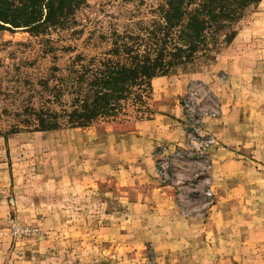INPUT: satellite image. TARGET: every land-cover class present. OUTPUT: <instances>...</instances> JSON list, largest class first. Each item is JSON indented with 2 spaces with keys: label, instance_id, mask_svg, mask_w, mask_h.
<instances>
[{
  "label": "rangeland",
  "instance_id": "obj_1",
  "mask_svg": "<svg viewBox=\"0 0 264 264\" xmlns=\"http://www.w3.org/2000/svg\"><path fill=\"white\" fill-rule=\"evenodd\" d=\"M137 9L121 0H88L70 29L0 33V264H264V1L214 64L169 76L158 87L188 79L182 96L156 100L153 87L151 119L133 113L84 129L9 133L4 110L18 106L24 80L74 56L45 51L47 42L95 54L109 47L113 26L123 31L132 15L151 16L149 6ZM190 93L200 102L195 115L185 105ZM161 114L181 123L182 139L160 142L152 153L135 144L142 157H126L119 140ZM198 118L217 140L209 159L188 153ZM213 122L223 129L222 141L210 130ZM228 138L238 148L224 144ZM217 150L233 157L217 158ZM141 166L153 167L174 202H125L136 191L113 182V169Z\"/></svg>",
  "mask_w": 264,
  "mask_h": 264
},
{
  "label": "trees",
  "instance_id": "obj_2",
  "mask_svg": "<svg viewBox=\"0 0 264 264\" xmlns=\"http://www.w3.org/2000/svg\"><path fill=\"white\" fill-rule=\"evenodd\" d=\"M121 1L136 3L137 10L149 6L151 16L135 20L132 15L123 31L113 26L109 47L91 55L47 42L45 51L74 56L63 67L55 62L35 81L24 80L14 97L18 106L4 110L12 119L10 134L90 128L133 113L138 120L151 119L153 80L209 68L264 0ZM87 2L0 0V33L40 36L70 29Z\"/></svg>",
  "mask_w": 264,
  "mask_h": 264
},
{
  "label": "crops",
  "instance_id": "obj_3",
  "mask_svg": "<svg viewBox=\"0 0 264 264\" xmlns=\"http://www.w3.org/2000/svg\"><path fill=\"white\" fill-rule=\"evenodd\" d=\"M239 36L240 35H238V37ZM166 79L169 78H157L153 81L155 92L154 96L156 100L166 102L171 99H175L178 96H182L185 91V86L188 79H186V81H180L170 78V83H173V85H171L170 88L160 91L158 87L163 83L162 81H168L169 83V80ZM218 123H211L210 130H212L216 136L218 135V137L222 141L223 129H220ZM137 130L138 131L136 132V134L126 136L125 142L119 140L121 141L119 144L121 146H125L126 148V150L124 151L126 157L128 156L129 152L133 153V158L139 159L142 157V155L137 154L139 152L138 149H134L138 148V146H136L135 144H140L139 146L143 145V147L146 148L145 150L147 152L152 153L154 146L161 144L160 142L167 144L174 143L173 145H176L182 139L181 123H179L178 120L170 118L168 115L164 114L157 115L156 118L151 121L138 123ZM131 143L132 146H130ZM224 144H227L232 148L236 145L238 148V142L230 140L229 138L224 141ZM131 147L132 149H130ZM221 153L223 152L217 150L215 151L214 156H216L217 158H221V155H224L225 158L233 157V154L230 152H227L228 154ZM143 167L144 166L135 168L132 167L130 169L126 168L125 170L121 169L122 167L117 170L113 169V182L118 181L121 187H130L132 188V190L136 191V199L129 200V198H127L125 202H174V196L171 193V189L169 187H161L159 185L155 173L153 172V167L151 166L148 171L146 169H143ZM219 168L220 170L224 168V162L221 163ZM212 218H214V213L212 214ZM213 232L214 236H216V231L214 229Z\"/></svg>",
  "mask_w": 264,
  "mask_h": 264
},
{
  "label": "built area",
  "instance_id": "obj_4",
  "mask_svg": "<svg viewBox=\"0 0 264 264\" xmlns=\"http://www.w3.org/2000/svg\"><path fill=\"white\" fill-rule=\"evenodd\" d=\"M197 94L190 93V96L188 97V100H186V109L187 112L191 113L192 115H195L197 110V105H199V99L196 97ZM199 115L205 114L204 112L198 113ZM199 120L196 121L195 125H193L192 132H189V143H190V149L188 153L192 154L193 156L197 158H211V150L214 149V147L217 144V140L214 136H211L209 134H206L202 130V126L199 124ZM207 196L210 198L213 196V193L211 191H208Z\"/></svg>",
  "mask_w": 264,
  "mask_h": 264
}]
</instances>
